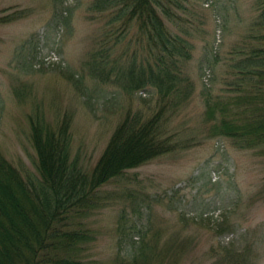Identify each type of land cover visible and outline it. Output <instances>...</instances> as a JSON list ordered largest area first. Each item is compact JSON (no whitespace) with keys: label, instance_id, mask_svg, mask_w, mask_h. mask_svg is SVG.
<instances>
[{"label":"trees","instance_id":"1","mask_svg":"<svg viewBox=\"0 0 264 264\" xmlns=\"http://www.w3.org/2000/svg\"><path fill=\"white\" fill-rule=\"evenodd\" d=\"M190 1H91L89 19L100 18L102 26L74 84L88 89L89 78L97 87L114 86L126 95L149 94L152 106L127 108L91 170L71 159L72 115L63 113L51 122L36 106L28 122L37 172L23 174L0 152V259L4 264H177L181 260L184 251L171 255L160 249L158 238H148L135 223L131 227L138 235L111 260L94 257L92 247L98 237L91 218L106 206L105 184L181 144L172 124L195 92L188 65L195 33L203 23ZM255 6L246 33L229 51L219 79L222 87L216 91L203 83L201 95L210 135L264 155V0H255ZM7 11L0 10V24L24 18L28 12ZM65 20L69 23L70 18ZM210 50L211 55L200 62L201 78L220 62ZM21 64L17 67L25 73ZM19 79L14 94L22 99L32 89ZM260 194L264 196V183ZM172 239L185 246L179 234ZM209 256V264H258L264 256V234H241L236 241L212 245Z\"/></svg>","mask_w":264,"mask_h":264},{"label":"rangeland","instance_id":"2","mask_svg":"<svg viewBox=\"0 0 264 264\" xmlns=\"http://www.w3.org/2000/svg\"><path fill=\"white\" fill-rule=\"evenodd\" d=\"M91 1L0 0V10L8 8L7 13L28 10L26 17L0 24V152L23 174L37 172L28 122L37 105L51 122L63 113L72 115L70 156L87 170L97 163L127 108L152 106L149 94L126 95L114 86L97 87L89 78L88 89L74 84L102 26L100 18L89 19ZM189 6L203 23L195 33L188 69L196 89L172 124L181 144L104 185L106 206L91 224L98 237L93 256L105 261L138 235L131 223L148 238L156 236L159 248L171 255L184 251L177 264H209L212 245L236 241L241 234H264V156L210 135L199 69L213 49L220 62L205 70V79L216 91L222 87L219 79L229 51L252 22L255 0H191ZM19 77L32 89L22 99L14 94ZM15 227L23 232L22 225ZM177 234L185 246L174 242ZM258 264H264V256Z\"/></svg>","mask_w":264,"mask_h":264}]
</instances>
